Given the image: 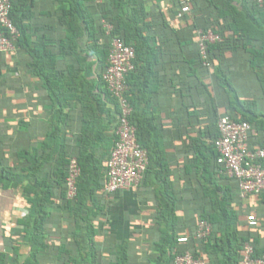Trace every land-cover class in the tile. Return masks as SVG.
I'll return each mask as SVG.
<instances>
[{"label": "crops", "instance_id": "0c3cea01", "mask_svg": "<svg viewBox=\"0 0 264 264\" xmlns=\"http://www.w3.org/2000/svg\"><path fill=\"white\" fill-rule=\"evenodd\" d=\"M92 1L96 7L108 3L105 8H109L110 0ZM123 1L128 12L137 9L144 14L146 35L158 53L159 83L153 105L174 197L173 233L177 240L189 239L204 221L202 214L210 212V205L194 171L186 173L193 157L188 138L199 137L202 129L212 128L222 116L240 119L242 114H254L258 121L264 120V65L251 68L244 41L230 31V19L219 16L218 10H226L225 0H198L190 16L181 14L180 0ZM93 6L88 4L89 12L97 17ZM61 17L58 0H20L21 27L31 43H44L56 57V70L64 76L61 110L33 74L32 59L24 49L0 53V264H85L83 259L92 247L96 264H117L121 246L127 247V264H171L167 260L157 263L155 248L164 234L157 217L161 181L149 179L137 188L107 195L102 177L94 191L95 204L89 202L82 213L85 221L74 216L72 203L64 197L62 162L78 153L84 113L98 117L88 124L87 137L104 172L118 113L103 88L98 89L99 70H81L62 52L67 29ZM263 20L257 17L256 22ZM202 26L214 27L227 43L218 59L209 60L196 77L190 61L200 48ZM94 38L90 44L101 48L103 39L96 34ZM252 47L260 49L261 44ZM249 137V144L264 146V131L254 123ZM220 185L229 186L224 181ZM231 209L238 236L264 251V194L240 199L236 190ZM249 216L255 218L256 226L248 225ZM87 227L92 229V245ZM183 251L207 262L221 259L193 239L176 244L173 252Z\"/></svg>", "mask_w": 264, "mask_h": 264}, {"label": "trees", "instance_id": "16d2710c", "mask_svg": "<svg viewBox=\"0 0 264 264\" xmlns=\"http://www.w3.org/2000/svg\"><path fill=\"white\" fill-rule=\"evenodd\" d=\"M197 1L192 0L191 11L187 16L194 13ZM58 2L60 3L62 12L60 22L67 29L66 40L61 42L62 52L71 56L81 70H87L88 72H92L94 69L99 70V74L96 77L98 89L101 90V87L103 88L106 99L113 102L117 108V113L118 107L116 101L110 96L101 79L102 73L107 67L111 38L117 36L122 39L125 45L134 49V70L126 77V82L129 86L126 97L132 108L129 121L136 130L138 144L148 152V167L143 182L147 183L149 179H153L161 181L163 184V190L160 193V199H158L157 217L163 225L164 234L160 242L155 246L158 253L157 263L167 260V263L174 264L176 255L182 254L184 251L179 253L173 252L175 245L179 243L173 233L175 227L173 211L174 197L171 191V185L167 180L168 167L162 148L161 132L155 123L156 108L153 105V95L157 92L159 83V77L156 71L159 59L151 36L146 35L148 24L145 21L144 14L137 9L128 12L125 9L123 0H110L109 8L107 9L105 7H107L108 3L104 6L96 7L92 0H58ZM248 2L249 5L247 4ZM209 3L213 4L211 1ZM88 4L94 5V8L96 7L97 17H93L89 12ZM223 7L226 10H218V14L222 18L228 17L230 19V31L234 35H238L240 40L244 41L243 47L251 56V68H262L264 65V9L258 8L252 0H225ZM257 17L263 20L262 24L256 22ZM9 19L18 32L15 48L24 49L31 57L32 64L30 65V69L42 81L50 98L55 103H58L61 110L63 106L61 104V87L64 76L62 72L56 70V57L46 49L44 43H31L29 36L21 27L20 0H11ZM102 20L107 21L113 26L114 29L111 37L105 36L101 26ZM201 28L204 34L210 29L213 34L220 37L219 42L206 44L207 62L211 59H218L217 56L221 54L227 41L223 37V34L216 31L214 27L202 26ZM95 34L104 41L101 48L96 44H90L91 40H95ZM86 37L87 40H85ZM257 42L261 44L260 49L252 47V44ZM248 46H251V48L247 49ZM93 55L96 56L95 59ZM190 64L192 73L196 77L198 71L206 69L200 55V48H197L196 56L190 61ZM217 77L219 78V76ZM219 79L220 82L225 83L224 78L220 77ZM188 109L186 107V115L190 119L192 115L188 113ZM243 109L246 110L248 108L244 107ZM89 113L87 115L84 113L85 127L83 128L82 138L80 139L78 153L74 156L81 170L80 177L77 181V195L74 200H68L72 203L74 216L76 218L79 217L82 221H85L82 213L86 209L87 204L89 202L95 204L94 191L100 187V180L102 177L104 180L106 179L105 172L102 171L98 161L94 158L91 150V140L87 137L89 134L88 124L92 125V120L98 119L97 116L96 118L93 117V113ZM230 117L237 122H247L250 126L254 123L257 130L264 131V120L258 121L254 114H251L249 117L242 114L240 119ZM218 119H215L212 128L207 126L202 129L199 137L188 138L193 157L190 160V166L186 169V173H189L190 170L194 171L196 181L202 191V196L208 200L210 212L202 214L201 219L211 225V233L208 238L201 241L196 240L193 234L189 239L199 242L207 253L215 257H221L217 263L208 262V264H239L240 253L244 243H250L254 246L257 257L264 255V251H258L253 242L239 237L234 230L236 215L231 209V202L233 194L237 190V184L234 180L220 174L219 167L216 163L218 154L213 146V141L218 137ZM114 141L115 136L113 132L111 148ZM249 146L251 149L256 148L253 144H249ZM259 148H264V146L259 145ZM68 160H63L62 162L63 172L61 174V180L63 183L66 179ZM222 181L228 182L229 186L220 185ZM64 197L66 198L65 191ZM39 227L40 229H38L41 230V226ZM35 229L37 230V226ZM87 232L92 245L91 227H87ZM189 239L187 238V242ZM194 257L201 259L196 255ZM83 261L85 264H96L93 247L89 250ZM117 264H127L126 246L118 248Z\"/></svg>", "mask_w": 264, "mask_h": 264}, {"label": "built area", "instance_id": "2783aa9c", "mask_svg": "<svg viewBox=\"0 0 264 264\" xmlns=\"http://www.w3.org/2000/svg\"><path fill=\"white\" fill-rule=\"evenodd\" d=\"M100 2L101 0H94ZM260 9H264V0H252ZM192 0H180V12L188 15ZM11 0H0V53L15 50L18 32L9 19ZM105 36L111 37L113 26L105 20L101 21ZM220 41V37L212 32L202 34L200 55L207 64L206 44ZM134 49L124 44L122 39L111 38L107 67L101 79L110 96L116 101L118 118L114 130L115 141L109 152L105 168L104 191L107 195L125 192L137 188L144 181L148 167V152L137 142L136 130L130 124L132 108L127 100L129 86L126 77L134 70ZM218 137L213 146L218 154L216 163L219 173L232 179L237 184L240 199L248 196L264 194V148L251 149L249 135L251 126L247 122L234 121L230 116H222L217 122ZM77 159L69 158L66 168L64 188L67 200H74L77 195V181L80 177ZM248 225L256 226L253 216L247 218ZM211 225L200 221L195 231L196 240H204L210 236ZM186 243L187 238L178 239ZM174 264H208L207 261L194 257L189 252L176 255ZM239 264H264V255L257 257L254 246L244 243L240 253Z\"/></svg>", "mask_w": 264, "mask_h": 264}]
</instances>
